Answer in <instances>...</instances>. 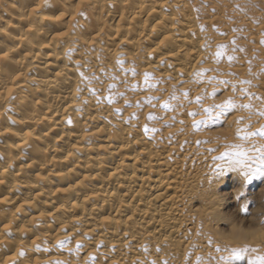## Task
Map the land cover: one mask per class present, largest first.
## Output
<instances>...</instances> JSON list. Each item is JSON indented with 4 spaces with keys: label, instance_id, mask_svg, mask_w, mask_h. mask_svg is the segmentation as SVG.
<instances>
[{
    "label": "bare ground",
    "instance_id": "1",
    "mask_svg": "<svg viewBox=\"0 0 264 264\" xmlns=\"http://www.w3.org/2000/svg\"><path fill=\"white\" fill-rule=\"evenodd\" d=\"M229 4L0 0V264H85L89 255L95 264H188L209 238L212 248L221 246L210 231L216 198L204 188L222 148L210 152L214 143H201L205 136L190 134L181 126L189 118L177 113L194 107L184 92L190 100L213 87L193 82L197 70L229 80L230 68L221 65L228 50L220 63L211 54L231 40V24L249 25L241 9L225 20ZM118 56L141 74L130 82L142 83L146 71L159 81L154 90L128 92L133 105L149 95L162 103L173 91L174 110L97 104L89 88L104 97L112 75L124 79ZM240 67L232 71L240 75ZM81 72L99 79L86 83ZM114 108L124 111L118 116ZM134 112L139 119L126 122ZM149 112L162 119L148 121ZM145 124L158 131L146 136ZM66 236L74 239L58 249ZM77 241L84 246L78 255L68 251Z\"/></svg>",
    "mask_w": 264,
    "mask_h": 264
},
{
    "label": "snow or ice",
    "instance_id": "2",
    "mask_svg": "<svg viewBox=\"0 0 264 264\" xmlns=\"http://www.w3.org/2000/svg\"><path fill=\"white\" fill-rule=\"evenodd\" d=\"M199 11V9H196ZM83 15V13H81ZM201 30H206L203 26ZM221 35H226V33H219ZM261 44L264 45V40L261 41ZM231 52L233 54H229L227 56L228 62L231 64L233 62L238 61V57L235 56V52L237 50L243 52L245 49L239 48L236 45L235 38L230 42ZM210 45L205 44L202 46L203 51H207ZM229 45L221 44L217 45V51L211 54L212 58L216 63L221 62V57L225 55V51L228 50ZM72 49H69V55L72 53ZM208 57L203 58L200 63L201 65L207 61ZM117 69L121 73L124 74V79L116 75H112L110 77L111 80L115 81L108 85V95L101 97L98 95L95 89L89 88V93L92 96L96 97L97 104L107 103L108 105H113L117 103L119 100L124 101L125 107H135L138 110L142 109L146 106H150L152 108H156L157 106L161 107L163 110H174V105L172 101H176L179 97L175 94V92L169 97V100L160 102V98L156 96H147L142 101H137L134 105L127 99L128 92H138V91H151L156 89L159 81H156V78L153 73L144 72L143 81L132 83L128 79L130 75L134 80L135 77L141 75L136 68L135 62H132V66L129 68H125V60L122 56H118L116 59ZM249 64L251 62L249 61ZM208 69H200L193 73V82L201 83L204 82L206 84L212 85L211 93H202L201 95L195 97V100H189L188 92L183 93V97L189 103H196L198 105V110L189 112L188 115L193 117L192 127L194 130L200 129L201 125H207L214 119H218L219 117L224 116L226 113L230 111H240L247 110L250 114H255L259 118L264 119V96H260L256 93L250 91V88L253 86L251 80H224L219 79L217 76H208L204 79V75L208 72ZM251 72V67L249 68ZM104 75L107 77V71L104 72ZM230 76L235 77L236 73H229ZM81 79L86 83H91L93 80H98L99 78L93 73L91 77H86L83 72L80 73ZM124 85L125 90L123 92L119 91V85ZM247 85V87H244ZM218 86H222L225 91L229 88L231 89V95L224 98L219 103H213L208 106L204 105V100L208 98H214L216 92L218 91ZM81 90V89H78ZM239 98V99H238ZM246 99L248 102L243 103L239 102V100ZM255 102H259L260 107H255ZM87 103V101H85ZM6 111H11V109H7ZM114 114L120 116L124 111V108H114ZM197 115L201 116L200 120H196L195 117ZM132 119H139L138 113L134 112L129 117L128 121L130 122ZM146 119L148 121H155L158 119H162V117L157 116L153 112H149ZM71 123V121H68ZM14 123V121H13ZM238 127L235 130V139L237 142L220 145L217 148L210 149L209 151L212 153L219 152V148L222 147L224 151L219 152V155H212L213 161V169L212 171L215 175L219 177H223V175L227 173H233L241 182L240 190L237 193V199L244 194V190L247 185L253 180V178L257 176L264 177V124H261L258 128L253 126V122L249 119L245 122L244 117H239L236 120ZM143 131L147 136L149 133H155L158 129L150 127L148 124L144 125ZM197 143H200L197 141ZM242 211L246 209L242 207ZM67 230H65L66 232ZM11 235V233H7ZM74 237L66 236L65 239L59 240L56 243V247L58 249H65L72 242ZM208 245L212 246L213 241L211 238L208 240ZM40 245H36L37 250H40ZM84 246L77 241L75 248H69L68 251L70 253L78 255L81 249ZM44 251H48V249H43ZM214 253L208 254V260L205 261L203 257H197V264H233V261H239L244 259L245 256L248 257V264H264V248L261 247H250L248 245H244L243 247H229L224 245L223 247L216 245L214 247ZM26 253L24 250L19 252V256L23 257ZM96 257L95 255H89L85 264H95ZM12 264H18L17 261H13ZM54 264H65L64 261H55ZM152 264H155L153 261ZM167 264V261L164 262Z\"/></svg>",
    "mask_w": 264,
    "mask_h": 264
},
{
    "label": "rangeland",
    "instance_id": "3",
    "mask_svg": "<svg viewBox=\"0 0 264 264\" xmlns=\"http://www.w3.org/2000/svg\"><path fill=\"white\" fill-rule=\"evenodd\" d=\"M229 2H231L229 5L232 6L227 11L228 14L224 16L226 18L225 20L227 22L233 21L237 16H240L235 14V12L241 9V12H243L241 16L248 15L246 18H249V21H247L249 25L241 27L238 24H231L228 27L227 31L232 32L233 35L231 40L227 42V45H229L228 53L233 54L231 52L230 42L234 38L236 45L239 48L245 49V51L241 52L237 50L234 53L239 58L238 61L230 64L227 59H224V64L221 65H226L230 68H227L229 80H251L253 86L250 88V91L264 96V45L261 44V41L264 40V0H229ZM223 36L220 35V37ZM249 61L251 64H249ZM240 63L241 69L243 68V64L245 66L242 74H236L235 77L230 76L229 73H234L232 69L238 65L240 66ZM250 67L251 72L249 71ZM244 87H247V85H244ZM211 92L212 89L207 93ZM173 93V91L170 92L169 96ZM201 94L202 92L196 94L190 100L194 101L195 97ZM229 95H231V89L229 88L225 91L222 87L216 92L214 98L204 100L207 101L205 106L219 103ZM239 102L247 103L248 101L243 99L239 100ZM186 103L188 104L189 102L187 101ZM192 105L194 106L193 109L188 111L184 109L185 107L179 106L178 111L180 113H177V116L182 115L189 118L187 123L181 126L184 127L188 124L190 127L186 129L190 134L195 132L198 135L205 136L206 141L203 140L201 143L212 141L215 145L214 148L237 142L235 139V130L238 127L236 120L239 117H244L245 122L251 119L255 128L264 124V119L259 118L255 114H250L247 110H240L230 111L224 116L214 119L207 125H201L200 129L194 130L192 127L193 117L188 115V113L197 111L198 105L196 103H192ZM255 107H260L259 102H255ZM234 115H237V118H233ZM173 117L177 118L176 116ZM197 117H200L197 120L201 119L200 115H197L195 119ZM177 119L179 120V118ZM174 122L176 120H171L170 123ZM222 151H224L223 148L220 152ZM240 187L241 182L233 173H227L223 177H219L214 173L211 175V178H208L207 185L204 188L205 194L208 197L216 198V203L212 205L215 212L210 220V231L215 238L213 240L219 241L221 247L224 245L229 247H243L244 245H248L250 247L264 248V177L257 176L253 178L244 190V194L237 199V193ZM203 203L204 200H201L195 202L193 205L201 209ZM242 207L246 210L242 211ZM209 253L215 255L214 248L211 246L206 248L198 257H203L207 261ZM188 255L189 257L191 256L190 253ZM196 258L194 257L189 263L197 264ZM187 262L185 260L182 264H187ZM233 264H248V257L245 256L242 260L233 261Z\"/></svg>",
    "mask_w": 264,
    "mask_h": 264
}]
</instances>
